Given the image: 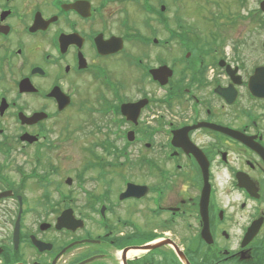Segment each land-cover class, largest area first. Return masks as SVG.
<instances>
[{
	"label": "flooded vegetation",
	"instance_id": "af4514ba",
	"mask_svg": "<svg viewBox=\"0 0 264 264\" xmlns=\"http://www.w3.org/2000/svg\"><path fill=\"white\" fill-rule=\"evenodd\" d=\"M263 35L264 0H0V264H264Z\"/></svg>",
	"mask_w": 264,
	"mask_h": 264
},
{
	"label": "rangeland",
	"instance_id": "374dc122",
	"mask_svg": "<svg viewBox=\"0 0 264 264\" xmlns=\"http://www.w3.org/2000/svg\"><path fill=\"white\" fill-rule=\"evenodd\" d=\"M256 0H251L252 5H254ZM264 38V35H263ZM90 131V130H89ZM85 134V133H84ZM84 134L81 142L85 140ZM78 135V134H77ZM59 138V134L52 135V140H57ZM65 139L63 141L68 142V146L64 148L59 154L60 156V162L64 164V176H69L73 179L74 176H76L77 168L80 166V163L85 159L84 156V150H82L81 147H78L79 145L74 143V140L68 139L64 137ZM90 148V147H89ZM6 214H3L0 212V240L2 238L9 237L8 233V227L5 226L3 217H5ZM139 216L137 215L136 218Z\"/></svg>",
	"mask_w": 264,
	"mask_h": 264
},
{
	"label": "water",
	"instance_id": "95a60500",
	"mask_svg": "<svg viewBox=\"0 0 264 264\" xmlns=\"http://www.w3.org/2000/svg\"><path fill=\"white\" fill-rule=\"evenodd\" d=\"M261 74H262V73H261V71H260V73H259L258 76H260ZM263 88H264V86H263ZM252 90H253L254 92L261 91V90H259V86L256 87V85H253V89H252ZM262 92L264 93V89L262 90ZM26 139H28V140H33L31 137H28V138H26ZM0 197H1V196H0ZM65 221H66L65 217H63L62 219H60V223H59L58 227H59V228L66 227Z\"/></svg>",
	"mask_w": 264,
	"mask_h": 264
}]
</instances>
